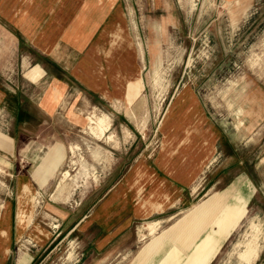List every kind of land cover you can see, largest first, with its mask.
Here are the masks:
<instances>
[{"label":"crops","instance_id":"obj_1","mask_svg":"<svg viewBox=\"0 0 264 264\" xmlns=\"http://www.w3.org/2000/svg\"><path fill=\"white\" fill-rule=\"evenodd\" d=\"M162 4L152 0L154 8ZM136 5L132 0H0V47L5 46L0 116L7 118L0 120V166L11 182L0 198V264H50L52 245L66 242L107 255L123 250L128 264H159L176 247L184 262L208 224L192 232L182 220L168 227L170 232L162 230L220 176L212 166L220 132L197 109L173 114L166 138L177 133L176 144L141 152L86 211L74 210L50 191L73 132L89 114L103 105L111 110L108 118L138 113L132 105L141 101L145 87L143 13ZM6 50L10 59L3 56ZM33 111L42 118L37 124L27 120ZM187 120L199 140L185 148L190 137L182 123ZM234 183L238 190L230 195L242 198L248 187L240 177ZM226 188L214 195V213L224 207L220 197L227 196ZM147 221L154 232L144 226Z\"/></svg>","mask_w":264,"mask_h":264},{"label":"rangeland","instance_id":"obj_2","mask_svg":"<svg viewBox=\"0 0 264 264\" xmlns=\"http://www.w3.org/2000/svg\"><path fill=\"white\" fill-rule=\"evenodd\" d=\"M188 1L162 0L163 4L154 8L152 0H132L143 13L139 23L145 91L141 101L132 105L138 113L109 119L106 115L111 110L103 105L89 114L83 127L73 132L67 158L50 191L60 194L74 210L86 211L94 196L114 183L141 152L161 143L176 144L177 133L166 138L173 114L197 109L198 115L204 113L220 132L218 153L212 159L213 168H219L214 174L220 176L217 180L212 177L193 204L162 225L164 231L183 220L196 232L208 222L196 235L186 260L180 261L175 247L159 264H264V0ZM2 50L5 46L0 47V55ZM3 56L10 59V51ZM33 114L27 120L37 124L42 118L36 111ZM98 117L106 118L107 127L92 134L90 127ZM0 120L5 123L7 118L0 116ZM182 126L190 137L185 148L196 144L199 139L191 121ZM236 177L248 187L242 198L230 195L238 190ZM7 178L0 166V198L11 187ZM225 187L228 194L220 197L224 207L214 213V195ZM193 210L191 219L185 220ZM57 221L51 219L54 224ZM249 244L255 246L254 252L248 250ZM52 246L50 264L129 262L123 250L107 255L93 253L89 245L66 242Z\"/></svg>","mask_w":264,"mask_h":264},{"label":"bare ground","instance_id":"obj_3","mask_svg":"<svg viewBox=\"0 0 264 264\" xmlns=\"http://www.w3.org/2000/svg\"><path fill=\"white\" fill-rule=\"evenodd\" d=\"M181 3H186L188 0H179ZM190 1V0H189ZM188 1V2H189ZM187 4V3H186ZM191 5H192V3H191ZM186 6V5H185ZM107 121H106V118L105 117H101V118H97V121L95 122V123H93V125H91V127H90V130H91V132H92V134H95L96 133V131L98 130V131H103V129L104 128H106L107 127ZM66 174V173H65ZM67 175V174H66ZM63 178V177H62ZM64 184V183H63ZM62 186V184H61V181H60V185H59V188ZM62 189V188H61ZM156 228V227H155ZM256 228H258V227H256ZM148 229H149V232L150 233H152V232H154V224H148ZM252 229H254V228H252ZM251 229V230H252ZM260 231V230H259ZM249 235V234H248ZM248 235H247V237H248ZM245 238V237H244ZM258 238V237H257ZM256 238V239H257ZM250 241H251V239H250ZM253 241H256V240H253ZM248 242H249V240H248ZM252 242V241H251ZM258 242V241H257ZM247 243V242H246ZM256 244V243H255ZM244 245H245V243H244ZM237 246V245H236ZM246 246V245H245ZM248 247V246H247ZM259 247V246H258ZM254 248H255V246L253 247V245L251 246V244H249V248H248V250H250V251H253L254 252ZM257 249V248H256ZM242 250H244V249H242ZM246 250V249H245ZM260 250V249H259ZM258 250V251H259ZM241 252V251H240ZM245 253V252H244ZM239 254V253H238ZM241 254V253H240ZM240 254H239V256H240ZM250 255V254H249ZM244 256V255H243ZM245 256H246V254H245ZM258 256V255H257ZM247 257V256H246ZM253 257H256V256H253ZM243 258H245V257H243ZM239 259V258H238ZM243 260V259H242ZM248 260V259H247ZM246 260V261H247ZM244 262V261H243ZM245 264H247V263H245Z\"/></svg>","mask_w":264,"mask_h":264}]
</instances>
